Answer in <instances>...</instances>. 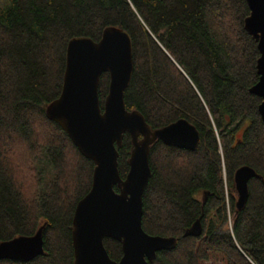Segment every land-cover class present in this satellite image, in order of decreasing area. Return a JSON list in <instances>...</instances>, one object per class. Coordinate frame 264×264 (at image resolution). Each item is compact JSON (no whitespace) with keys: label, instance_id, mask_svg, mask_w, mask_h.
<instances>
[{"label":"trees","instance_id":"obj_1","mask_svg":"<svg viewBox=\"0 0 264 264\" xmlns=\"http://www.w3.org/2000/svg\"><path fill=\"white\" fill-rule=\"evenodd\" d=\"M249 16L246 0H0V243L44 226L42 256L0 264H74V214L95 165L46 111L61 96L69 42H98L108 27L133 42L127 110L153 131L185 119L200 133L196 151L151 147L143 229L178 243L149 264H264V122L250 92L260 53ZM109 86L106 72L102 108ZM132 149L126 133L123 179ZM244 166L257 175L238 211L234 177ZM198 219L202 235L187 236ZM104 244L119 262L121 243Z\"/></svg>","mask_w":264,"mask_h":264},{"label":"water","instance_id":"obj_2","mask_svg":"<svg viewBox=\"0 0 264 264\" xmlns=\"http://www.w3.org/2000/svg\"><path fill=\"white\" fill-rule=\"evenodd\" d=\"M250 16L248 33L258 43V83L251 88L262 99L259 113L264 122V0H246ZM110 74L109 93L101 107L99 88L104 73ZM134 72L133 42L128 32L117 27L104 30L101 39L80 37L67 47L61 96L47 108L49 120L58 123L78 151L93 161L90 192L78 203L73 219L74 264H149L161 251H172L175 237L149 235L142 225L143 195L151 178V147L157 141L183 150L196 151L200 144L197 128L185 119L155 131L138 111H128L125 92ZM129 134L133 149L125 179L119 171V150ZM257 172L241 167L235 174L236 208L242 210L249 197V182ZM116 187L118 191L116 190ZM44 226L33 236L0 243V261L29 263L44 254ZM203 233L198 219L186 233ZM121 243L123 257L111 259L104 240Z\"/></svg>","mask_w":264,"mask_h":264}]
</instances>
